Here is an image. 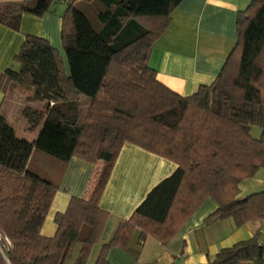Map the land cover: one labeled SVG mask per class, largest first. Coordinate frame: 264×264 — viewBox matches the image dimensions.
<instances>
[{"label": "trees", "instance_id": "obj_1", "mask_svg": "<svg viewBox=\"0 0 264 264\" xmlns=\"http://www.w3.org/2000/svg\"><path fill=\"white\" fill-rule=\"evenodd\" d=\"M58 0L0 3V24L19 31L23 14L41 16ZM182 0H80L61 16L63 56L40 37L25 35L14 57L18 70L0 72V90L31 93L22 115L29 141L0 116V264H87L108 213L99 199L125 143L176 165L146 194L94 264H109L111 249L140 239L167 244L208 197L217 207L207 222L236 225L264 217V190L240 197V183L264 168V0L237 15V41L209 85L182 96L158 81L148 65L154 42ZM260 129L255 137L252 128ZM34 150L63 163L79 157L93 165L85 193L55 216L52 237L41 235L56 191L30 171ZM262 264L255 237L220 249L207 264Z\"/></svg>", "mask_w": 264, "mask_h": 264}, {"label": "crops", "instance_id": "obj_2", "mask_svg": "<svg viewBox=\"0 0 264 264\" xmlns=\"http://www.w3.org/2000/svg\"><path fill=\"white\" fill-rule=\"evenodd\" d=\"M9 1L22 0H0V3ZM79 1L58 0L41 16L23 14L19 31L0 24V72L9 68L18 70L14 57L25 35L47 40L63 56L61 16L68 3ZM251 1L182 0L149 54L148 65L155 70L158 81L182 96L193 94L201 85L211 84L235 48L237 15L245 11ZM30 96L31 93L23 95L13 89L5 93L0 90V116L18 137L32 141L40 126L29 131L22 111L26 106L42 108L43 103L30 102ZM27 167L56 185L40 230L42 236L52 237L57 230L55 216L66 211L72 198L84 195L93 165L79 157L63 163L34 150ZM175 168L174 163L163 157L130 143L123 144L99 199V207L108 213V219L101 241L95 245L99 246L96 250L93 247L87 264H94L101 244L112 238L118 222L129 218L149 190ZM260 171L264 168L240 183L241 198L264 190V173L258 174ZM216 207L213 199L206 198L167 244L152 237L141 240L139 230L135 229L127 251L120 248L109 251V264H207L220 249L237 242L255 237L264 245V217L242 225H236L231 218L207 222Z\"/></svg>", "mask_w": 264, "mask_h": 264}, {"label": "rangeland", "instance_id": "obj_3", "mask_svg": "<svg viewBox=\"0 0 264 264\" xmlns=\"http://www.w3.org/2000/svg\"><path fill=\"white\" fill-rule=\"evenodd\" d=\"M67 6V5H66ZM61 55V54H60ZM63 61H64V64H65V67H66V61H65V58H64V55H63ZM252 134H253V136H255V137H257L259 134H260V129L259 128H257V127H253L252 128ZM261 173H264V171H260V173H258V174H261ZM239 188H240V185H239ZM243 186H242V192H241V194H243ZM99 245H97V246H95L94 247V250H96V248L98 247ZM70 260H67L66 261V264H69V263H71V262H69Z\"/></svg>", "mask_w": 264, "mask_h": 264}]
</instances>
